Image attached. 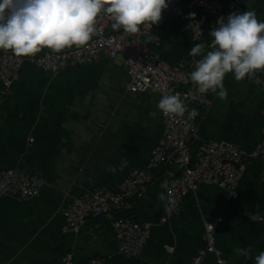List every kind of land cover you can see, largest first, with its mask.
Wrapping results in <instances>:
<instances>
[{
    "label": "crops",
    "instance_id": "0c3cea01",
    "mask_svg": "<svg viewBox=\"0 0 264 264\" xmlns=\"http://www.w3.org/2000/svg\"><path fill=\"white\" fill-rule=\"evenodd\" d=\"M236 10H253L264 20V0H228L224 16ZM151 25L160 38L148 45L153 57L170 66L194 61L189 50L202 42L178 15H164ZM126 70L123 56L68 66L58 75L27 60L16 82L0 93V169L18 168L45 180L36 196L0 193V264H61L68 252L77 263L101 257L105 264H255V256L264 251V226L238 214L240 207L264 212V161L249 156L264 136V89L249 75L237 81L226 74L225 99L207 93L211 104L200 112L192 138L195 152L211 140L240 147L245 169L234 191L201 185L184 197L178 214L161 222L166 189L157 180L127 212L133 220L152 224L151 238L137 257L118 251L110 216L89 217L78 232L64 229L69 203L98 188L120 186L132 170L148 162L163 136L157 108L161 94L152 88L130 91ZM122 158L127 164L121 170ZM110 166L117 170L110 171ZM162 170L160 177L171 176L179 167ZM210 222L216 223L213 233L224 261L207 252L197 263L194 258L206 248Z\"/></svg>",
    "mask_w": 264,
    "mask_h": 264
},
{
    "label": "built area",
    "instance_id": "2783aa9c",
    "mask_svg": "<svg viewBox=\"0 0 264 264\" xmlns=\"http://www.w3.org/2000/svg\"><path fill=\"white\" fill-rule=\"evenodd\" d=\"M227 1L168 0V7L162 10V16L178 15L193 38L208 47L211 40L205 39L206 30L213 27L220 16H224ZM205 16L209 17L207 22L204 21ZM112 25L111 16L102 10L95 21L92 38L86 45L72 46L60 52L45 47L31 57H20L10 50H0V93L6 94L7 89L16 82L19 71L27 60L33 61L46 72L58 75L68 66L97 62L104 57L115 59L123 56L130 91L152 88L161 96L179 94L189 110H197L198 115L191 119L187 112L183 118L167 116L161 112L163 136L153 148L148 162L132 170L117 188H98L75 198L64 210L66 231H80L89 217L110 216L118 240V251L127 257H137L142 254L151 238L152 224L129 217H115L116 213L132 210L149 186L159 180L166 189L161 222H167L180 212L182 201L188 192L201 185L215 184L234 191L244 173V155L237 144L226 140H211L199 152H195L192 138L196 135L200 112L211 104V98L208 94H200L189 79L194 61L187 60L170 66L164 60L153 57L148 51V45L159 42L160 38L153 34L150 23L141 25L136 33L113 28ZM249 77L255 86L264 89V70H256ZM261 113L264 120V105ZM249 156L264 161V136ZM173 165L179 167L175 174L160 177L163 167ZM44 184V178L36 173L24 172L18 168L0 169L1 194L28 198L40 194ZM238 214L245 220L264 226V212L258 209L240 207ZM218 220L221 221L222 218ZM215 227V222L207 224L206 248L195 256L197 263L204 259L207 252L217 254L219 260L224 261L216 247L213 233ZM105 263L106 260L101 257L77 263L70 252L61 260V264Z\"/></svg>",
    "mask_w": 264,
    "mask_h": 264
},
{
    "label": "clouds",
    "instance_id": "9594fccd",
    "mask_svg": "<svg viewBox=\"0 0 264 264\" xmlns=\"http://www.w3.org/2000/svg\"><path fill=\"white\" fill-rule=\"evenodd\" d=\"M167 7L168 0H0V50L31 57L45 47L60 52L86 45L102 10L111 16L113 28L136 33L143 24L158 23ZM209 36L212 39L207 48L196 43L189 50L194 58L189 79L200 94L212 92L225 99L226 74L232 73L240 81L264 70V20L253 10L232 11L217 19ZM157 108L167 116L183 118L187 112L191 119L198 115L196 109L187 108L179 94L162 95ZM126 164L122 158L120 169ZM109 170L117 168L110 166ZM160 199H165L163 192ZM236 251L248 255L246 249ZM254 259L255 264H264V251Z\"/></svg>",
    "mask_w": 264,
    "mask_h": 264
},
{
    "label": "trees",
    "instance_id": "16d2710c",
    "mask_svg": "<svg viewBox=\"0 0 264 264\" xmlns=\"http://www.w3.org/2000/svg\"><path fill=\"white\" fill-rule=\"evenodd\" d=\"M208 20H209V17L205 16V17H204V21L207 22ZM205 36H206L205 39H206L207 41H210V40H211V37L209 36V30H206V35H205ZM162 171H163V173H165V170H162ZM161 173H162V172H161ZM163 173H162V174H163ZM127 212H129V211H127ZM127 212L116 213V215H117V216L119 215V217H127V214H128Z\"/></svg>",
    "mask_w": 264,
    "mask_h": 264
}]
</instances>
